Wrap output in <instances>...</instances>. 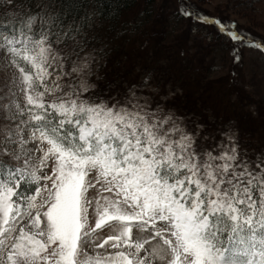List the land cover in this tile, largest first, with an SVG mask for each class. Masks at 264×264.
<instances>
[{
	"label": "snow or ice",
	"instance_id": "1",
	"mask_svg": "<svg viewBox=\"0 0 264 264\" xmlns=\"http://www.w3.org/2000/svg\"><path fill=\"white\" fill-rule=\"evenodd\" d=\"M177 14L209 19L183 0ZM102 15L91 0H0V264H264V145L146 94L148 76L97 87ZM97 185L109 195L90 227ZM108 221L113 251L82 253Z\"/></svg>",
	"mask_w": 264,
	"mask_h": 264
},
{
	"label": "trees",
	"instance_id": "2",
	"mask_svg": "<svg viewBox=\"0 0 264 264\" xmlns=\"http://www.w3.org/2000/svg\"><path fill=\"white\" fill-rule=\"evenodd\" d=\"M236 2L244 4L245 9L237 5L210 10L204 5L212 0H183V5L194 13L209 18L199 23L177 14L182 0H91L92 4L102 3L104 12L98 20L96 39L88 46L89 51L97 49L95 53L100 58L93 68L97 87L107 91L109 86L138 84L148 73L160 83L157 91L162 95L168 94L165 88L168 83L179 88L169 97L174 106L212 127L231 122L239 127L243 139L256 148L261 147L264 103L255 100L241 84L243 73L232 64L224 76L209 79L205 75L212 64L209 57L219 48L235 55L241 45L229 40L215 21L230 26L234 22L236 31L249 44L264 43V36L242 25L237 16L243 14L247 19L245 10L251 8L256 12L257 5L264 0ZM173 19L180 22L177 30H171ZM204 31L210 39L200 34ZM252 105L255 110H250Z\"/></svg>",
	"mask_w": 264,
	"mask_h": 264
},
{
	"label": "rangeland",
	"instance_id": "3",
	"mask_svg": "<svg viewBox=\"0 0 264 264\" xmlns=\"http://www.w3.org/2000/svg\"><path fill=\"white\" fill-rule=\"evenodd\" d=\"M159 1L162 2L165 0ZM236 1L237 0H212V3L204 6L205 8H208L210 10H216V8L218 7L226 8V6L236 7L238 5L241 10H244L245 5H242L241 3H238ZM248 10L249 11L245 10L246 14H248L247 19L243 18V14L237 15L239 22L242 25L251 27L253 30L257 31V33H260L264 36V3L261 2L257 5L256 12H254L251 8ZM233 17L234 16L231 15V18ZM248 22H250L251 24H249ZM179 26L180 22L177 19H173L171 23V30H177ZM195 34L196 36H198L199 32ZM200 34H202L205 39H210L209 33H206L204 31ZM238 49L240 61L239 63H234V55L231 53V51L227 52L219 48L217 52H215L211 57H209L212 60V64L210 65L211 67L209 71L207 70V73H205V75L209 79L224 76L229 71V68L232 66V64H234V68L243 73L241 84L245 86L246 90L255 98V100H262V102L264 103V53H262L260 49H257L253 46L246 47L244 45H240ZM99 53V56H102V53ZM94 54L96 55L97 61L99 62L100 58H98V55L96 53ZM3 63L4 61L0 59V68H2ZM150 73H152V71ZM146 76L150 77L149 88L146 89V92L149 89L157 90L160 83L154 79V76L149 75L148 73L144 74L143 77L140 78L139 83ZM165 88L167 93L171 92L172 95L179 90L177 86H174L171 83L165 85ZM250 110H255V105H252L250 107ZM88 195L89 198L93 200V208L89 209L88 224L90 227H93L95 225V220L97 219V216L93 211L96 204L95 198L97 197V195L103 197L109 194L103 192L102 188L97 185L95 188L89 189ZM100 203H104L103 199L100 200ZM120 227L121 225L119 223H114L111 221L106 222L101 228L96 229L95 232L90 235V243L82 242V253H87L88 255H95L99 253L101 255H104L105 253L113 251V249L111 248L112 242L107 241V237L111 235H116L119 232ZM132 236L133 239L141 240L146 239L148 233L147 231H141L134 226L132 230ZM97 245H99V247H97Z\"/></svg>",
	"mask_w": 264,
	"mask_h": 264
}]
</instances>
